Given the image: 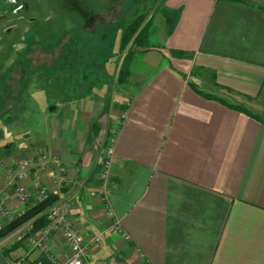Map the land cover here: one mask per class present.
<instances>
[{
  "label": "crops",
  "instance_id": "0c3cea01",
  "mask_svg": "<svg viewBox=\"0 0 264 264\" xmlns=\"http://www.w3.org/2000/svg\"><path fill=\"white\" fill-rule=\"evenodd\" d=\"M154 5L151 48H137L127 82L121 52L116 70L109 78L101 70L96 84L75 70L77 93L32 114V135L15 136L0 158L49 155L35 165L57 203L73 202L71 218L89 245L84 264H264V121L235 107L264 118V0ZM111 138L115 155L103 181ZM60 173L67 179L58 188ZM12 184L0 169L16 215L37 198L32 190L23 204ZM28 229L0 241V264L69 255L63 232L52 233L44 254L19 242Z\"/></svg>",
  "mask_w": 264,
  "mask_h": 264
},
{
  "label": "rangeland",
  "instance_id": "374dc122",
  "mask_svg": "<svg viewBox=\"0 0 264 264\" xmlns=\"http://www.w3.org/2000/svg\"><path fill=\"white\" fill-rule=\"evenodd\" d=\"M155 11L153 0H0V153L32 135L47 102L77 93L75 70L93 84L101 70L109 78L124 28Z\"/></svg>",
  "mask_w": 264,
  "mask_h": 264
},
{
  "label": "built area",
  "instance_id": "2783aa9c",
  "mask_svg": "<svg viewBox=\"0 0 264 264\" xmlns=\"http://www.w3.org/2000/svg\"><path fill=\"white\" fill-rule=\"evenodd\" d=\"M115 139L111 138L105 149V153L102 160L101 179L107 181L110 176V169L115 155L114 147ZM36 160L42 164L49 163V155L41 153L36 158H26L16 161H9L0 158V169L4 170L8 175L13 178V183L10 187L15 188L17 197L23 204H28L32 201L33 191L36 194V202L48 198L50 191L49 187L43 181L42 170L36 168ZM45 165H43L44 167ZM31 180V186H27L23 183L24 180ZM66 175L63 173L57 174L53 178L54 185L58 188L66 181ZM33 190V191H32ZM8 193L6 189L0 185V230L3 229L6 223L10 222L17 215H20L24 211L14 215L10 209L8 203L5 200V196ZM108 215L114 219V228L120 229L119 221L116 217V213L111 207L108 198L104 199ZM34 202V204L36 203ZM30 203V205H34ZM29 205V206H30ZM73 202L66 201L63 203H55L47 210L49 222L44 228L37 234L31 235L28 238L30 244L35 248L40 249L44 254L48 253L47 245L50 236L54 232H63L70 246V253L65 260H60L56 257H48V264H84L88 259L89 245L85 242L82 234L76 229L74 221L71 218V211L73 209ZM127 237V236H126ZM95 242L100 241V235L95 237ZM2 264H25V259L17 258L7 260Z\"/></svg>",
  "mask_w": 264,
  "mask_h": 264
},
{
  "label": "trees",
  "instance_id": "16d2710c",
  "mask_svg": "<svg viewBox=\"0 0 264 264\" xmlns=\"http://www.w3.org/2000/svg\"><path fill=\"white\" fill-rule=\"evenodd\" d=\"M161 0H153L154 4L160 2ZM103 21V20H102ZM154 22V14L151 12H146L138 15L130 24H128L121 35L120 39V52L123 54V61L120 72V81L127 82L130 74V64L132 58L137 50V48L149 49L151 48L148 43V37L150 29ZM157 49H161L159 46H156ZM173 54H180L181 56L185 55L184 52L173 51ZM194 88L208 97H213L211 94H207L198 86L194 85ZM230 92L231 89H228ZM238 109H242L248 114L260 118L264 121V118H261L257 114L251 112L245 106H235ZM58 201V196L55 193H50L48 198L44 200L37 201L34 205L28 206V208L13 218L10 222L6 223L2 230H0V241L10 236L15 231L21 229L22 227L29 225V229L22 235L19 242L23 243L29 236L37 234L41 231L44 226L49 222L47 210L53 206ZM11 249H7L6 253L8 254ZM46 259L41 257L39 260ZM32 262L31 260H25V264H38V261Z\"/></svg>",
  "mask_w": 264,
  "mask_h": 264
}]
</instances>
